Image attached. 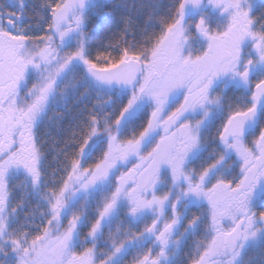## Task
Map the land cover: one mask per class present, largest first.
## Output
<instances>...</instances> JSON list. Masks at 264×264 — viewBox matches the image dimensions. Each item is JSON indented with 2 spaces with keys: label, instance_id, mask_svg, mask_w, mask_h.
Segmentation results:
<instances>
[{
  "label": "snow or ice",
  "instance_id": "snow-or-ice-1",
  "mask_svg": "<svg viewBox=\"0 0 264 264\" xmlns=\"http://www.w3.org/2000/svg\"><path fill=\"white\" fill-rule=\"evenodd\" d=\"M0 264H264V0H0Z\"/></svg>",
  "mask_w": 264,
  "mask_h": 264
},
{
  "label": "trees",
  "instance_id": "trees-1",
  "mask_svg": "<svg viewBox=\"0 0 264 264\" xmlns=\"http://www.w3.org/2000/svg\"><path fill=\"white\" fill-rule=\"evenodd\" d=\"M191 243V242H190Z\"/></svg>",
  "mask_w": 264,
  "mask_h": 264
}]
</instances>
